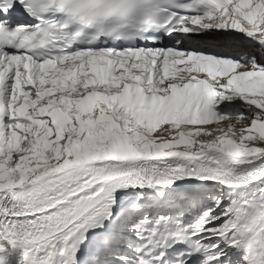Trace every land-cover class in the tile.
<instances>
[{"label":"snow or ice","instance_id":"obj_1","mask_svg":"<svg viewBox=\"0 0 264 264\" xmlns=\"http://www.w3.org/2000/svg\"><path fill=\"white\" fill-rule=\"evenodd\" d=\"M0 264H264V0H0Z\"/></svg>","mask_w":264,"mask_h":264}]
</instances>
